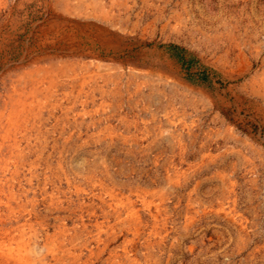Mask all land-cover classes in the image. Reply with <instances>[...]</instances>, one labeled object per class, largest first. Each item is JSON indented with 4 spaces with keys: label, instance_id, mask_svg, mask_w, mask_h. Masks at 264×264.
<instances>
[{
    "label": "rangeland",
    "instance_id": "1",
    "mask_svg": "<svg viewBox=\"0 0 264 264\" xmlns=\"http://www.w3.org/2000/svg\"><path fill=\"white\" fill-rule=\"evenodd\" d=\"M0 134V264H264V0H0Z\"/></svg>",
    "mask_w": 264,
    "mask_h": 264
},
{
    "label": "bare ground",
    "instance_id": "2",
    "mask_svg": "<svg viewBox=\"0 0 264 264\" xmlns=\"http://www.w3.org/2000/svg\"><path fill=\"white\" fill-rule=\"evenodd\" d=\"M38 73V72H37ZM88 75V74H87ZM49 77V76H48ZM43 80H44V78H43ZM45 81V80H44ZM53 82H54V80H53ZM49 85H50V83H49ZM35 88V87H34ZM53 88V87H52ZM44 89V88H43ZM34 90V89H33ZM34 91H36V90H34ZM38 91V90H37ZM35 93V92H34ZM33 93V94H34ZM19 95V94H18ZM31 95H32V93H31ZM47 97V96H46ZM28 98V97H27ZM29 100V99H28ZM25 103V102H24ZM23 103V104H24ZM33 104V103H32ZM44 104V103H43ZM26 106V105H25ZM44 106V105H43ZM23 109V108H22ZM39 109V108H38ZM30 111V110H29ZM31 112V111H30ZM29 113V112H28ZM35 113V112H34ZM24 115V114H23ZM12 117V116H11ZM15 117V116H14ZM36 117V116H35ZM13 118V117H12ZM10 122V121H9ZM11 122H13V120L11 119ZM15 122V121H14ZM21 133V132H20ZM25 134V133H24ZM0 135H2V134H0ZM15 135V134H14ZM16 137V136H15ZM30 137V136H29ZM33 137V136H32ZM15 139V138H14ZM28 139V138H27ZM20 140V139H19ZM27 141V140H26ZM28 142V141H27ZM13 143H15V142H13ZM17 143V142H16ZM26 143V142H25ZM30 143V142H29ZM20 144V143H19ZM13 148V147H12ZM18 148V147H17ZM2 149V148H1ZM20 150V149H19ZM24 151V150H23ZM12 152V151H11ZM21 152V151H20ZM12 154V153H11ZM21 154H23V153H21ZM1 155H3V154H1ZM19 157V156H18ZM10 168V167H9ZM11 169V168H10ZM9 172V171H8ZM7 173V172H6ZM5 173V174H6ZM15 173V172H14ZM17 175V174H16ZM16 177V176H15ZM8 180V179H7ZM3 189V188H2ZM1 189V190H2ZM7 193V192H6ZM3 197V196H2ZM7 199V198H6ZM4 200V199H3ZM17 200H18V198H17ZM17 203V202H16ZM19 203V202H18ZM5 204V203H4ZM1 205V204H0ZM20 205V204H19ZM16 208H18V207H16ZM4 209V208H3ZM12 209V208H11ZM10 210V209H9ZM11 211V210H10ZM14 212V211H13ZM9 213V212H8ZM9 214H11V212L9 213ZM3 216V215H2ZM6 216V215H5ZM9 216V215H8ZM7 217V216H6ZM11 217V216H10ZM14 217V216H13ZM7 219V218H6ZM7 225H9V223L7 224ZM10 230V229H9ZM14 230V229H13ZM22 231V230H21ZM8 232V231H7ZM21 234V233H20ZM4 235V234H3ZM2 236V235H1ZM6 237H8V236H6ZM12 237V236H11ZM19 237H20V235H19ZM2 238V237H1ZM6 239V238H5ZM22 242V241H21Z\"/></svg>",
    "mask_w": 264,
    "mask_h": 264
},
{
    "label": "trees",
    "instance_id": "3",
    "mask_svg": "<svg viewBox=\"0 0 264 264\" xmlns=\"http://www.w3.org/2000/svg\"><path fill=\"white\" fill-rule=\"evenodd\" d=\"M180 61H181V59H180ZM188 64V63H187Z\"/></svg>",
    "mask_w": 264,
    "mask_h": 264
}]
</instances>
